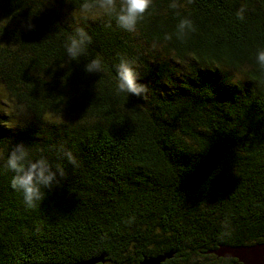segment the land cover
Listing matches in <instances>:
<instances>
[{
    "label": "trees",
    "instance_id": "obj_1",
    "mask_svg": "<svg viewBox=\"0 0 264 264\" xmlns=\"http://www.w3.org/2000/svg\"><path fill=\"white\" fill-rule=\"evenodd\" d=\"M82 2L0 0V150L23 142L65 169L27 209L0 167V264H239L207 250L264 239V0H152L133 33ZM181 17L193 28L177 39ZM77 26L91 42L73 61ZM121 56L144 99L115 92ZM93 57L102 70L85 73Z\"/></svg>",
    "mask_w": 264,
    "mask_h": 264
},
{
    "label": "clouds",
    "instance_id": "obj_2",
    "mask_svg": "<svg viewBox=\"0 0 264 264\" xmlns=\"http://www.w3.org/2000/svg\"><path fill=\"white\" fill-rule=\"evenodd\" d=\"M152 0H84L80 4L81 15H87L91 9L96 8L104 16L109 17L119 29L133 33L137 29L138 22L141 21L145 13L150 9ZM169 7L175 8L173 0ZM242 9L237 12V16L242 14ZM33 25L29 21L27 28ZM193 28L191 19L181 17L175 25V36L181 39ZM170 37L166 33L164 39ZM91 42V36L83 27H75L69 34L64 43L66 56L75 61L81 56L87 55V47ZM254 59L260 70L264 71V47H257ZM114 89L115 92L126 96H135L144 99L148 92V85L141 81L135 61L121 56L113 65ZM102 70V61L93 57L83 64L85 73H98ZM59 161L67 162L75 167L78 163L73 151L63 144L54 148ZM0 167L6 168L12 173L9 178L10 188L17 192L22 200L24 207L34 209L41 205L46 197V189L52 190L58 187L61 179L65 175V169L60 162H52L47 155L33 157L30 154L29 146L23 142H17L8 146L6 154L0 150ZM134 217L129 216L123 223L131 224Z\"/></svg>",
    "mask_w": 264,
    "mask_h": 264
},
{
    "label": "water",
    "instance_id": "obj_3",
    "mask_svg": "<svg viewBox=\"0 0 264 264\" xmlns=\"http://www.w3.org/2000/svg\"><path fill=\"white\" fill-rule=\"evenodd\" d=\"M207 252L220 257H234L239 264H264V239L250 244H220L216 248L208 249ZM172 255V252H163L154 256L144 257L138 264H159L165 258ZM102 260L100 257L92 258L76 264H94ZM26 264H66L56 262H33Z\"/></svg>",
    "mask_w": 264,
    "mask_h": 264
},
{
    "label": "flooded vegetation",
    "instance_id": "obj_4",
    "mask_svg": "<svg viewBox=\"0 0 264 264\" xmlns=\"http://www.w3.org/2000/svg\"><path fill=\"white\" fill-rule=\"evenodd\" d=\"M164 261V260H163ZM163 261H161V262H163ZM161 262L159 263V264H161ZM238 263V262H237Z\"/></svg>",
    "mask_w": 264,
    "mask_h": 264
}]
</instances>
